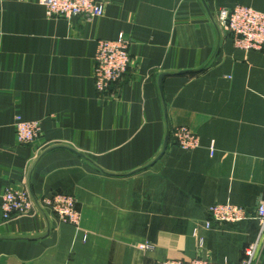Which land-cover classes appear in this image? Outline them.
Segmentation results:
<instances>
[{
    "label": "crops",
    "instance_id": "1",
    "mask_svg": "<svg viewBox=\"0 0 264 264\" xmlns=\"http://www.w3.org/2000/svg\"><path fill=\"white\" fill-rule=\"evenodd\" d=\"M235 5L264 12V0H105L101 16L65 19L37 0H0V196L61 191L79 212L77 225L41 206L0 213V264L243 257L264 200V47H236L217 23ZM119 33L130 64L100 94L96 44ZM17 116L38 121L40 137L19 144ZM180 125L197 147L173 141ZM214 203L250 216L217 223ZM257 255L264 264V244Z\"/></svg>",
    "mask_w": 264,
    "mask_h": 264
},
{
    "label": "built area",
    "instance_id": "2",
    "mask_svg": "<svg viewBox=\"0 0 264 264\" xmlns=\"http://www.w3.org/2000/svg\"><path fill=\"white\" fill-rule=\"evenodd\" d=\"M44 6L48 17L59 16L65 19L90 18L103 15L105 0H37ZM224 29L233 37L236 47L260 49L264 47V12L248 6L235 5L221 9L217 18ZM130 41L123 33L111 39H99L93 57L92 77L98 93H106L111 85L120 81L130 64ZM15 138L19 144L33 142L41 135L38 121H27L16 117L14 123ZM173 141L185 150H191L198 145V135L184 125L172 130ZM50 209L59 222L77 225L79 212L75 209V199L72 195L61 191L51 196L34 200L27 187L13 188L6 186L0 196V213L3 220L30 215L37 208ZM213 221L217 223H234L247 219L248 211L239 205L230 203H214L208 208ZM253 217L258 223L256 239L245 246L243 257L235 262H216L210 259L195 257L187 260L164 259L155 264H257V250L264 244V200H261ZM146 248V244L140 245Z\"/></svg>",
    "mask_w": 264,
    "mask_h": 264
},
{
    "label": "water",
    "instance_id": "3",
    "mask_svg": "<svg viewBox=\"0 0 264 264\" xmlns=\"http://www.w3.org/2000/svg\"><path fill=\"white\" fill-rule=\"evenodd\" d=\"M29 192H30V194H31L32 198H33L34 200H36V198L33 196V194L31 193V191H30V190H29Z\"/></svg>",
    "mask_w": 264,
    "mask_h": 264
}]
</instances>
